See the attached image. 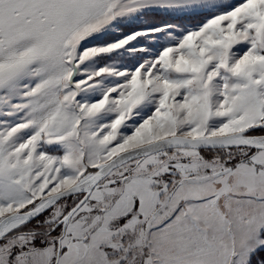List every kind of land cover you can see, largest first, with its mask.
I'll use <instances>...</instances> for the list:
<instances>
[{
  "label": "snow or ice",
  "instance_id": "6c2138e0",
  "mask_svg": "<svg viewBox=\"0 0 264 264\" xmlns=\"http://www.w3.org/2000/svg\"><path fill=\"white\" fill-rule=\"evenodd\" d=\"M0 264H264V0H0Z\"/></svg>",
  "mask_w": 264,
  "mask_h": 264
}]
</instances>
